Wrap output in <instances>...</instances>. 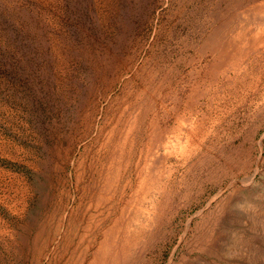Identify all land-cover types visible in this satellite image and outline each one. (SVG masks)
Masks as SVG:
<instances>
[{"label":"rangeland","instance_id":"374dc122","mask_svg":"<svg viewBox=\"0 0 264 264\" xmlns=\"http://www.w3.org/2000/svg\"><path fill=\"white\" fill-rule=\"evenodd\" d=\"M0 264H264V0H0Z\"/></svg>","mask_w":264,"mask_h":264}]
</instances>
